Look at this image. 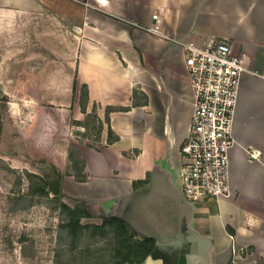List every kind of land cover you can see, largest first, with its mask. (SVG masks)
<instances>
[{"label":"crops","instance_id":"obj_1","mask_svg":"<svg viewBox=\"0 0 264 264\" xmlns=\"http://www.w3.org/2000/svg\"><path fill=\"white\" fill-rule=\"evenodd\" d=\"M0 12L10 21L40 15L67 27L72 84L87 85L89 111L97 106L103 128L97 145L81 147L88 180L65 178L64 189L71 185L70 194L90 207L86 224L125 222L133 235L121 264H264V0H0ZM58 30L39 36L56 45ZM220 38L246 67L232 194L191 205L179 187L194 109L185 45ZM81 118L76 113L73 123ZM109 127L118 136L112 143ZM105 228L113 242L114 226Z\"/></svg>","mask_w":264,"mask_h":264},{"label":"rangeland","instance_id":"obj_2","mask_svg":"<svg viewBox=\"0 0 264 264\" xmlns=\"http://www.w3.org/2000/svg\"><path fill=\"white\" fill-rule=\"evenodd\" d=\"M4 13L0 12V264H106L111 253L105 239L89 237L84 229L81 245L74 243L62 226L67 213L58 204L73 208L77 202L86 203L70 194L71 185L64 189L65 178L75 179L67 174L68 155L74 145L77 156L83 157L81 147L95 146L98 139L92 119L90 128L73 123L79 112L86 121V113L80 106L82 86H77V93L73 90V45L67 27L40 15L10 21ZM50 29H59L56 45L39 36ZM56 166L64 174L61 200L34 189L55 175Z\"/></svg>","mask_w":264,"mask_h":264},{"label":"built area","instance_id":"obj_3","mask_svg":"<svg viewBox=\"0 0 264 264\" xmlns=\"http://www.w3.org/2000/svg\"><path fill=\"white\" fill-rule=\"evenodd\" d=\"M157 32V29H151ZM185 64L194 93L189 133L181 146L179 187L195 205L207 197H230V155L237 145L234 116L244 60L227 39L185 45ZM257 158V153L251 151Z\"/></svg>","mask_w":264,"mask_h":264},{"label":"trees","instance_id":"obj_4","mask_svg":"<svg viewBox=\"0 0 264 264\" xmlns=\"http://www.w3.org/2000/svg\"><path fill=\"white\" fill-rule=\"evenodd\" d=\"M73 90L75 91V93H77L76 81L74 83ZM88 100L89 94L87 85H82V89L80 92V106L82 112L86 113V121H80L78 122V124L85 128H90L91 126L89 121L92 119L94 124L93 128L97 130V138L99 139L103 128V121L98 116L96 105H94L91 112H87ZM111 110V108H107L106 111V121L108 124L110 123L109 114ZM1 126L2 123L0 122V133ZM117 139L118 136L113 132L111 127H109L108 142L112 143ZM76 153V148L74 147V145H71L68 155L69 163L67 167V174L73 175L77 181L85 182L88 180V174L85 172L86 162L83 157L77 156L78 154ZM54 171L55 175L52 178L49 177L48 179H43L42 184L40 186L38 185L34 189L38 190L42 195L48 196L50 193H52L54 198L61 200V197L63 195L62 181L64 174L58 169L57 166L56 168H54ZM58 204H60L61 208L67 213V220L63 223L62 226L67 230L70 236H73L74 243L77 242L78 244H80L79 241L82 240L81 237H84V229H86L89 232V237H100L101 239L107 240L106 243L112 251L110 257L111 260L106 264H121L122 262H124L123 260H125L126 255V250L124 249L125 244L131 241L133 234L129 232L127 225L123 220L106 217L103 219V223L101 225L83 224L81 222L82 218H89L93 216L90 207L86 203L82 201L77 202V204L73 208L64 202L61 203V201H59ZM106 225L114 226L115 231L113 230L112 232V238H114L113 242L111 240V236H109V231L107 230V228H105ZM146 245V243L145 245L143 244V248H148V246ZM88 248L89 247L87 246L86 249L88 250V252H90ZM229 264H233L232 260H230Z\"/></svg>","mask_w":264,"mask_h":264},{"label":"flooded vegetation","instance_id":"obj_5","mask_svg":"<svg viewBox=\"0 0 264 264\" xmlns=\"http://www.w3.org/2000/svg\"><path fill=\"white\" fill-rule=\"evenodd\" d=\"M175 193H176V195H177L176 197L179 198V197H180L179 194H178L179 192H175ZM184 197H185V196H184ZM183 203H184V202H183ZM185 203H186V204H190L188 201L185 202Z\"/></svg>","mask_w":264,"mask_h":264},{"label":"water","instance_id":"obj_6","mask_svg":"<svg viewBox=\"0 0 264 264\" xmlns=\"http://www.w3.org/2000/svg\"><path fill=\"white\" fill-rule=\"evenodd\" d=\"M181 193H182V191H181ZM182 195H183V193H182ZM182 201H183V202H187V200H186V198L184 197V195H183ZM134 227H135V226H134Z\"/></svg>","mask_w":264,"mask_h":264}]
</instances>
